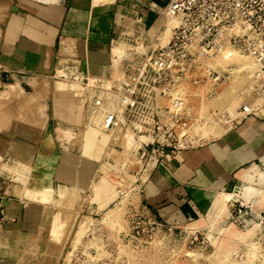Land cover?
<instances>
[{
  "label": "rangeland",
  "instance_id": "1",
  "mask_svg": "<svg viewBox=\"0 0 264 264\" xmlns=\"http://www.w3.org/2000/svg\"><path fill=\"white\" fill-rule=\"evenodd\" d=\"M3 14L0 10V25ZM175 25L176 21H167L163 10L156 28L142 27L129 35L124 27L110 49L108 87L103 82L61 76L66 65L69 74L86 77L70 61L73 54L66 61L57 56L42 76L16 79L13 86L0 83V196L20 190L22 196L51 209L40 240L25 246L16 264H264L261 229H241L234 219L239 207L233 208L238 201L242 212L250 207L264 209V159L251 165L255 172L239 181L242 190L226 192L233 196L220 211H214L212 204L202 226L192 223L176 229L157 222L141 202L142 187L159 158L151 145L146 147L149 139L138 138L130 124L116 122L107 127L106 118L119 111L124 79L151 51L168 43ZM117 39L121 53L114 47ZM226 49L233 51L231 59H222L223 50L196 63L174 91L186 102L188 145L218 138L251 117L264 120V82L250 68L253 58L238 49ZM210 72L220 80L214 81ZM161 102L160 109L165 111L168 96ZM246 106L252 111L245 119ZM39 113L45 116V128L30 121ZM23 129L46 130V144L43 139L30 140L46 148L41 163L57 155V166L45 164L51 174L52 198L36 194L45 190L38 171L8 157L11 136ZM246 186L257 192H243ZM195 230L199 231L197 241L192 240Z\"/></svg>",
  "mask_w": 264,
  "mask_h": 264
},
{
  "label": "crops",
  "instance_id": "2",
  "mask_svg": "<svg viewBox=\"0 0 264 264\" xmlns=\"http://www.w3.org/2000/svg\"><path fill=\"white\" fill-rule=\"evenodd\" d=\"M164 8L162 0H0V10L4 11L0 25V83L13 86L16 79L42 76L57 56L66 61L71 54L70 61L86 77L69 74L66 65L61 76L109 82L114 39L125 28L129 35L142 27L153 28ZM44 117L39 113L30 121L45 128ZM11 138L10 160L32 166L39 174H49L51 181L45 164H55L57 155L43 159V166L40 157H45L46 148L43 143L36 147L30 141L43 139L46 144V130L23 129ZM263 159L264 120L251 117L235 130L181 151L166 164L154 163L141 190L143 208L157 222L176 229L192 223L202 226L218 195L235 190L239 181H244L242 177L255 172L250 166ZM1 197L4 222L0 260L16 264L24 247L40 240L51 209L48 204L22 196L20 190L5 191Z\"/></svg>",
  "mask_w": 264,
  "mask_h": 264
},
{
  "label": "built area",
  "instance_id": "3",
  "mask_svg": "<svg viewBox=\"0 0 264 264\" xmlns=\"http://www.w3.org/2000/svg\"><path fill=\"white\" fill-rule=\"evenodd\" d=\"M165 14L174 17L177 25L171 30L167 44L151 51L124 79L119 90L120 108L116 115L106 118L107 127L113 123L130 124L138 138L149 139L151 152L158 154L155 163L166 164L176 154L191 145L190 126L186 119V102L174 94L186 81L190 68L205 59L218 56L227 47L251 56L259 66L257 78L264 82V0H162ZM247 27V32L242 30ZM214 81L220 76L210 72ZM168 96L169 105L162 111L161 99ZM245 119L251 113L246 106ZM236 128V126H235ZM236 223L243 230L254 225L263 236L264 209L242 212L238 201L233 206ZM3 198L0 196V232L4 222ZM198 240V230L192 232ZM0 264H4L0 260Z\"/></svg>",
  "mask_w": 264,
  "mask_h": 264
},
{
  "label": "bare ground",
  "instance_id": "4",
  "mask_svg": "<svg viewBox=\"0 0 264 264\" xmlns=\"http://www.w3.org/2000/svg\"><path fill=\"white\" fill-rule=\"evenodd\" d=\"M176 21V25H177V20L174 18V17H172V16H169V15H167V21L170 23V22H172V21ZM175 25V26H176ZM242 30L244 31V32H247V27H243L242 28ZM117 47V51L119 50V52L122 50L121 49V44L120 43H118V41L116 42V45H115V48ZM122 52V51H121ZM120 52V53H121ZM232 56H233V51L232 50H230V49H226V50H224V52H223V55H222V59H224V58H226V59H231L232 58ZM254 60V59H253ZM246 63H248V62H246ZM246 63L245 62H241V64H243L244 66L246 65ZM251 64H252V62H250ZM250 68H251V70L252 71H254V70H257V71H259V66H258V64L256 63V61L254 60L253 61V64L250 66ZM249 68V69H250ZM105 83V84H104ZM103 84H104V86L105 87H108V85H106V84H108L109 82H104ZM110 88V87H109ZM105 90L106 89H108V88H104ZM96 113H97V115L98 114H100V111L98 112V110H96ZM95 113V114H96ZM138 146H139V144H138ZM151 170V169H150ZM39 182L41 183V181H42V183H43V188H45V190H44V192H36V194L38 195V196H40V195H42L41 197H45L46 195H49V197H51L50 195H52V186H51V181H50V176H49V174H40L39 175ZM38 183V182H37ZM38 185H39V183H38ZM39 188H41V185H40V187ZM240 190H242V189H240V187L239 186H237L236 188H235V190H234V192L233 193H237V192H239ZM256 189H254V188H252V187H249V186H246L245 188H244V190H243V192H245V193H254V192H257V190L255 191ZM259 192V191H258ZM233 195L231 194V193H224V194H221V195H219L216 199H215V201H214V204H213V210L214 211H220L225 205H226V203L228 202V200L232 197ZM52 198V197H51ZM254 212H258L257 210H253ZM254 227H257L256 225H254L252 228H254ZM249 233V232H248ZM247 233V234H248Z\"/></svg>",
  "mask_w": 264,
  "mask_h": 264
}]
</instances>
